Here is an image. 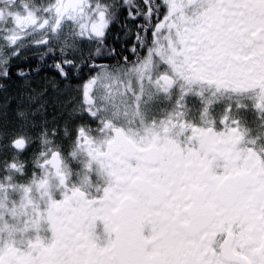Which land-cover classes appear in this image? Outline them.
<instances>
[{"label":"snow or ice","instance_id":"1","mask_svg":"<svg viewBox=\"0 0 264 264\" xmlns=\"http://www.w3.org/2000/svg\"><path fill=\"white\" fill-rule=\"evenodd\" d=\"M0 264H264V0H0Z\"/></svg>","mask_w":264,"mask_h":264}]
</instances>
